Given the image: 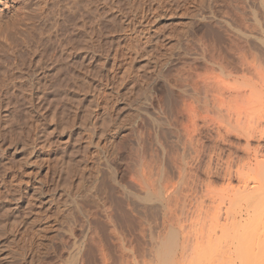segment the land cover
<instances>
[{
    "label": "rangeland",
    "instance_id": "rangeland-1",
    "mask_svg": "<svg viewBox=\"0 0 264 264\" xmlns=\"http://www.w3.org/2000/svg\"><path fill=\"white\" fill-rule=\"evenodd\" d=\"M258 1L0 0V264H202L264 141L216 131L211 48Z\"/></svg>",
    "mask_w": 264,
    "mask_h": 264
},
{
    "label": "bare ground",
    "instance_id": "bare-ground-1",
    "mask_svg": "<svg viewBox=\"0 0 264 264\" xmlns=\"http://www.w3.org/2000/svg\"><path fill=\"white\" fill-rule=\"evenodd\" d=\"M258 2H260V0ZM260 3L261 7L264 8V0H261ZM240 8H242V6H240ZM257 13L258 12H254V18L249 17L244 9H242L239 14L237 13V16L235 15V19L237 18V20L234 19L236 24L232 25L235 27L237 25L238 28H236L239 30L236 31L235 28L236 32L233 31V29L229 32L228 28L229 45L227 50H223L224 52L226 51V53L217 45L213 47L214 44L212 43L213 50L211 48V56L208 54L214 65L212 66L215 67L214 71L220 72V74L215 72L216 76L213 78L214 80L211 78L214 83L212 82L213 94L211 91L212 102L211 100L210 102L212 105L210 106H213L211 109L216 113L214 117H216V120L218 119V121L215 120V123L217 122L216 131H222L221 129L224 128V134L228 138H231V134L235 132L237 137L245 138L244 140L247 145L256 137L264 140V48L260 46L263 49H259L257 41H254L253 38L249 36L250 34H247L248 32H261L262 30L264 33V19H259ZM260 18H262V16H260ZM230 23L232 22H229V24ZM239 31L241 34L238 33ZM260 32L257 34H261V39L263 40L262 45H264V37H262L264 34ZM254 42L256 44H254ZM255 45L258 46V48H256ZM208 74L210 73L208 72ZM239 74L241 76H239ZM205 76L209 77L208 75ZM207 79L210 80L209 78ZM209 82L211 83V81ZM211 85L212 84L209 86ZM204 91L206 92V90ZM205 103L207 105L208 102ZM223 122H225V126ZM208 127L211 128V126ZM216 134L219 135L217 132ZM231 143L229 144L231 145ZM240 147L242 148V146ZM248 153V160H246V162H241L239 166H237V162V167L231 165L234 169L236 167L235 170L228 167L229 171L227 172L229 175L227 177L234 173L233 175L238 178V183L234 187L231 186L232 190L230 193L228 192L229 195L225 202H223L224 199L220 200L222 197H219V200L223 202L221 203L223 206H219V204H217L218 202H216V206H214L216 201L215 198V200L211 199L208 205H205L207 204L205 200L199 202L202 204H199L201 211L199 212L200 217L198 216L199 229L196 237H198L199 241L198 251L200 252L199 258L202 264H264V141L259 140L254 152ZM212 192L215 191H211L208 194ZM216 194L215 196H218ZM213 197L214 196H212V198ZM171 240L174 243L173 235ZM170 246L168 247V251L170 250ZM208 252L210 253L209 255Z\"/></svg>",
    "mask_w": 264,
    "mask_h": 264
}]
</instances>
